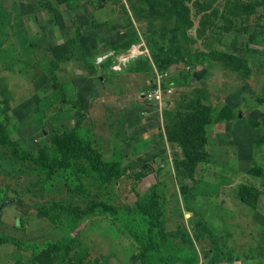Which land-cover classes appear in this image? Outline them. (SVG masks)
<instances>
[{
  "label": "rangeland",
  "instance_id": "rangeland-1",
  "mask_svg": "<svg viewBox=\"0 0 264 264\" xmlns=\"http://www.w3.org/2000/svg\"><path fill=\"white\" fill-rule=\"evenodd\" d=\"M71 1L0 0V235L78 248L6 243L0 264H208L215 237L224 260L264 258V0ZM147 54L173 85L162 111ZM75 137L131 172L103 177ZM139 201L194 243L160 241Z\"/></svg>",
  "mask_w": 264,
  "mask_h": 264
},
{
  "label": "trees",
  "instance_id": "trees-1",
  "mask_svg": "<svg viewBox=\"0 0 264 264\" xmlns=\"http://www.w3.org/2000/svg\"><path fill=\"white\" fill-rule=\"evenodd\" d=\"M69 2L71 0H68ZM72 5L75 4V0L71 1ZM148 58H147V68L144 70L145 74L147 75V77H149V80H147V85L146 87H150L149 82L153 81L155 78V74L156 71H164L167 68H162V67H158L156 65V63L154 62V60L152 59V57L150 56V54H147ZM72 56V52L71 53H66L64 54L60 59H56L54 61V65L51 69V74H52V78L55 80L56 83H58V76L56 74L57 69L59 68V64L61 61H66L68 60L70 57ZM136 64L137 66H141L142 62L141 59L138 58V60H136ZM103 79V78H101ZM149 81V82H148ZM170 81L168 82H164L165 86L170 85ZM146 88V89H147ZM194 107H200V109L195 110L194 112H192L189 117L187 118V125H190V122H192L195 126H197L198 128H196L194 135L195 137L200 141L201 137L200 136H196L197 131H201L203 132V126L204 123L206 122V119L208 117V114H205L204 118L200 121L199 116L201 115L199 112L202 110L203 106L198 104ZM81 116H78L77 121H76V125L74 127V129H77L81 126ZM200 122V124H199ZM25 155H29V154H24ZM70 156L72 157H77V156H85L90 164L93 166V168L95 169V171H97L98 173L102 174L103 177L105 178H118L121 179L123 177H125L126 175H128L129 171V167H121L117 164H113L111 165L110 163H106L102 160H100V158L97 156V154L89 151H82L79 149V141L77 139V137H75V144L72 146V152L70 153ZM21 157H23L21 155ZM201 158L196 159L195 161L200 160ZM40 186H42L40 184ZM138 196L140 195L139 191L137 192ZM138 204L144 209L143 212L141 214H143V216H148L150 222L157 227V236L160 239V241L162 242H168L171 239H178L180 238L181 240L193 244L194 243V239L190 236V233L186 232L184 229L178 228L174 231H167L163 221L161 220V209L160 207H156L154 210L150 209L148 206H145L143 201H139ZM140 214V215H141ZM97 215H99L97 213ZM101 215H105L104 213H101ZM207 228L203 227L202 230L198 231V240L203 238L202 235L205 234V232L208 233V231H206ZM133 233H131L132 236ZM211 236V233H210ZM78 237V236H76ZM76 237H74L70 242H61V241H51L45 244V246L43 248H40L38 245H35V243H29V244H23L20 243L18 241H16V239H14L13 237L10 236H3L0 235V247L3 244L6 243H15L16 245H18V247L20 249L26 250L29 249L32 251V253H39L42 251H47L51 248H55V249H62L61 253H60V258L61 259H65V257L67 256L69 251H72L76 248H78V243L76 240ZM211 249L206 253V262H208V264H219L223 261H225L222 257H221V251H220V246L217 244V240L216 237L215 238H211ZM190 252L194 258L195 261L197 262V259L199 257V253L197 250H190L188 251ZM180 252H172V256L175 257L178 261H185L179 254ZM85 255V253H84ZM139 258L142 261V264H151L148 262V256L147 253L144 249L141 250L140 254H139ZM81 260V258H80Z\"/></svg>",
  "mask_w": 264,
  "mask_h": 264
},
{
  "label": "built area",
  "instance_id": "built-area-1",
  "mask_svg": "<svg viewBox=\"0 0 264 264\" xmlns=\"http://www.w3.org/2000/svg\"><path fill=\"white\" fill-rule=\"evenodd\" d=\"M168 78V71L164 70L162 72L156 71L155 78L150 81V87L144 90L143 97L151 103H155L159 106V110L162 111L163 103L167 102V95H170L173 86H165L164 82Z\"/></svg>",
  "mask_w": 264,
  "mask_h": 264
},
{
  "label": "crops",
  "instance_id": "crops-1",
  "mask_svg": "<svg viewBox=\"0 0 264 264\" xmlns=\"http://www.w3.org/2000/svg\"><path fill=\"white\" fill-rule=\"evenodd\" d=\"M146 52H147V50H146ZM171 86H173V85H171ZM168 100H169V95H167V101ZM156 106H157L158 111H159V106L157 104H156ZM153 108H155L154 105H153ZM219 264H264V258L261 256H255V255H252L249 258L244 257L243 259H237V257H235L234 261L233 260H225Z\"/></svg>",
  "mask_w": 264,
  "mask_h": 264
},
{
  "label": "bare ground",
  "instance_id": "bare-ground-1",
  "mask_svg": "<svg viewBox=\"0 0 264 264\" xmlns=\"http://www.w3.org/2000/svg\"><path fill=\"white\" fill-rule=\"evenodd\" d=\"M118 59H120V56H115V60H118Z\"/></svg>",
  "mask_w": 264,
  "mask_h": 264
},
{
  "label": "water",
  "instance_id": "water-1",
  "mask_svg": "<svg viewBox=\"0 0 264 264\" xmlns=\"http://www.w3.org/2000/svg\"><path fill=\"white\" fill-rule=\"evenodd\" d=\"M11 203H12V201L11 200H9ZM9 201L8 202H6V204H8L9 203ZM1 210V209H0Z\"/></svg>",
  "mask_w": 264,
  "mask_h": 264
},
{
  "label": "clouds",
  "instance_id": "clouds-1",
  "mask_svg": "<svg viewBox=\"0 0 264 264\" xmlns=\"http://www.w3.org/2000/svg\"><path fill=\"white\" fill-rule=\"evenodd\" d=\"M167 70V69H166ZM168 80L166 79V82H167ZM170 85H172V84H170ZM163 108H164V106H163ZM163 110V109H162ZM160 111V110H159Z\"/></svg>",
  "mask_w": 264,
  "mask_h": 264
}]
</instances>
